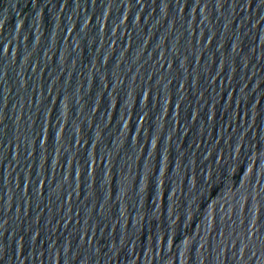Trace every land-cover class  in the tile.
I'll return each instance as SVG.
<instances>
[{
  "label": "water",
  "instance_id": "obj_1",
  "mask_svg": "<svg viewBox=\"0 0 264 264\" xmlns=\"http://www.w3.org/2000/svg\"><path fill=\"white\" fill-rule=\"evenodd\" d=\"M0 264H264V0H0Z\"/></svg>",
  "mask_w": 264,
  "mask_h": 264
}]
</instances>
